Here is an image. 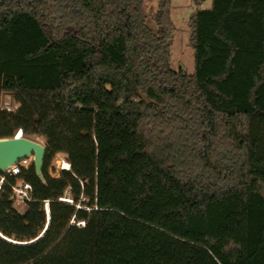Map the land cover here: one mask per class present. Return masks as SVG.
<instances>
[{
    "label": "trees",
    "instance_id": "1",
    "mask_svg": "<svg viewBox=\"0 0 264 264\" xmlns=\"http://www.w3.org/2000/svg\"><path fill=\"white\" fill-rule=\"evenodd\" d=\"M143 2L0 0V138L45 141L0 171V264H264V0L196 7L189 74Z\"/></svg>",
    "mask_w": 264,
    "mask_h": 264
},
{
    "label": "rangeland",
    "instance_id": "2",
    "mask_svg": "<svg viewBox=\"0 0 264 264\" xmlns=\"http://www.w3.org/2000/svg\"><path fill=\"white\" fill-rule=\"evenodd\" d=\"M158 0H144L142 13L145 22L155 28L154 22L151 20V15L155 12ZM170 14L173 22V38L170 46L171 61L170 65L175 70H183L186 73H192L194 70V54L193 48L189 45V24L188 19L191 12L196 8H208L211 5V0H204L199 5H195L193 0H171ZM1 106L8 107L14 110L17 104L13 102L9 95L3 94L1 96ZM38 138L44 143V139L40 136L32 137ZM29 161L32 157H27ZM66 162L65 154L56 153L51 163L50 171L53 175L64 168L63 163ZM68 163V162H67ZM14 207L19 212H24L26 208L25 203L14 201Z\"/></svg>",
    "mask_w": 264,
    "mask_h": 264
},
{
    "label": "water",
    "instance_id": "3",
    "mask_svg": "<svg viewBox=\"0 0 264 264\" xmlns=\"http://www.w3.org/2000/svg\"><path fill=\"white\" fill-rule=\"evenodd\" d=\"M145 99V96L142 95ZM45 155V145L38 138H29L18 131L12 137L0 138V171H5L18 160L32 157L36 175L43 179L41 168Z\"/></svg>",
    "mask_w": 264,
    "mask_h": 264
},
{
    "label": "built area",
    "instance_id": "4",
    "mask_svg": "<svg viewBox=\"0 0 264 264\" xmlns=\"http://www.w3.org/2000/svg\"><path fill=\"white\" fill-rule=\"evenodd\" d=\"M3 108L9 109L8 107L2 106ZM20 131V130H19ZM29 163L28 158H24L18 160L16 163L10 165L5 169V172L12 173L14 175H18L20 173L21 167H27ZM13 198L16 202L25 203L26 201L31 199V185L23 180H18L13 186ZM47 210V206H45Z\"/></svg>",
    "mask_w": 264,
    "mask_h": 264
},
{
    "label": "bare ground",
    "instance_id": "5",
    "mask_svg": "<svg viewBox=\"0 0 264 264\" xmlns=\"http://www.w3.org/2000/svg\"><path fill=\"white\" fill-rule=\"evenodd\" d=\"M63 165H64V168L66 169L69 168V164L67 162H64Z\"/></svg>",
    "mask_w": 264,
    "mask_h": 264
}]
</instances>
